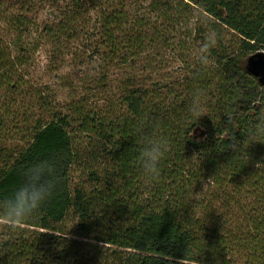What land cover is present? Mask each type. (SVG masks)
Wrapping results in <instances>:
<instances>
[{"label": "trees", "instance_id": "16d2710c", "mask_svg": "<svg viewBox=\"0 0 264 264\" xmlns=\"http://www.w3.org/2000/svg\"><path fill=\"white\" fill-rule=\"evenodd\" d=\"M78 3L71 20L44 26L54 46L75 33L70 26L82 16ZM185 3L217 36L223 28L238 35L234 48L227 52L219 42L209 50L214 74L198 64L182 80L156 81L147 88L134 86L130 75L118 97L102 99L103 112L79 100L65 114L38 118L29 140L14 153L0 150V198L41 160L54 165L55 182L50 198L30 219L12 226L0 218V264H264V164L256 166L264 163V146L260 122L251 119L263 102L252 99L258 85L237 65L240 54L264 50V0ZM123 6L103 8L86 37L104 72L133 68L150 41L164 36L156 28L150 32L148 20L129 15ZM10 26L20 28L19 22ZM5 55L0 38V71L13 72L16 61H6ZM242 87L248 90L243 93ZM35 97L40 109L50 110L46 97ZM194 104L205 113L199 121L189 112ZM76 128L103 141L104 169L94 172L102 185L97 200L70 188ZM145 134L167 144L155 179L145 176L138 161ZM124 202L125 207L118 205ZM101 207L116 209L122 221L105 226L95 217L98 208L104 214ZM70 210L77 217L72 232L60 226Z\"/></svg>", "mask_w": 264, "mask_h": 264}, {"label": "rangeland", "instance_id": "374dc122", "mask_svg": "<svg viewBox=\"0 0 264 264\" xmlns=\"http://www.w3.org/2000/svg\"><path fill=\"white\" fill-rule=\"evenodd\" d=\"M23 1L28 4L21 5ZM76 1L79 2L77 8L82 16H78L77 22L70 26L75 33H72L69 39L61 38L58 43L60 46L56 47L48 40L43 28L46 25L54 26L63 18L71 20L70 14L75 9L73 5ZM122 3L123 10L129 15L139 14L149 21L150 32L156 28L161 30L164 36L162 41H150L151 44L142 52L133 68H112L104 72L99 67L100 59L92 56L88 49L86 37L93 34L90 29L96 26L99 14L106 10L107 5L113 9L114 4L118 6ZM16 22H19L20 28L10 26ZM206 24L205 17L192 5H187L185 0H0V38L5 47V60L14 59L17 64L13 72H6V69L0 71L2 154L14 153L26 143L38 118L43 116L48 119L52 112L65 114L69 105L79 100L89 106V109L103 112L105 107L102 99L118 97L119 90L125 86L130 75L135 76L134 86L145 88L154 85L156 81L170 84L172 80H180L200 64L197 53L210 34L216 39L214 50L218 43L222 42L227 52H231L238 35L223 28L217 36L215 32L207 29ZM258 52L264 53V50L258 49L255 53ZM18 55L21 57L15 59ZM251 55L240 54L236 62L238 68L252 77L258 85L257 96L252 99L262 101L263 105L255 106L259 113L251 119L260 122L259 140L264 146V83L249 71L248 59ZM208 56L209 64L203 67L208 69L210 74H214L213 70L210 71V68L215 66L214 58L210 57L209 52ZM5 77L6 81L13 82L14 87L9 88L7 83L4 84ZM242 88L243 93L248 90ZM37 93L46 97L50 104L49 111L40 109L35 97ZM242 101L251 103L243 98ZM102 147L103 141L91 133L77 128L72 133V149L75 156L69 169L70 188L91 193L95 195L96 200L102 185L94 179V172L102 173L104 169L105 157ZM118 205L126 206L125 202ZM105 209L107 210L101 207L104 211L101 215L97 210L94 211L97 220L105 226L110 222L122 221L123 217L115 211L116 209ZM76 224L77 217L72 210L60 222V226L68 232H72Z\"/></svg>", "mask_w": 264, "mask_h": 264}, {"label": "clouds", "instance_id": "9594fccd", "mask_svg": "<svg viewBox=\"0 0 264 264\" xmlns=\"http://www.w3.org/2000/svg\"><path fill=\"white\" fill-rule=\"evenodd\" d=\"M215 44L216 39L210 34L198 50L197 59L202 66L209 64L208 52ZM189 112L196 121L205 115L196 104L189 107ZM166 147V141L153 139L147 134L140 140L137 146L138 161L147 178L155 179L159 175V165L165 156ZM53 171L54 165L48 160H41L27 168L19 186L0 198V218L15 226L33 217L52 195L55 188Z\"/></svg>", "mask_w": 264, "mask_h": 264}, {"label": "water", "instance_id": "95a60500", "mask_svg": "<svg viewBox=\"0 0 264 264\" xmlns=\"http://www.w3.org/2000/svg\"><path fill=\"white\" fill-rule=\"evenodd\" d=\"M248 67L251 74L258 76L259 80L264 83V53L252 54L248 59Z\"/></svg>", "mask_w": 264, "mask_h": 264}]
</instances>
